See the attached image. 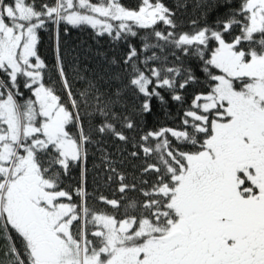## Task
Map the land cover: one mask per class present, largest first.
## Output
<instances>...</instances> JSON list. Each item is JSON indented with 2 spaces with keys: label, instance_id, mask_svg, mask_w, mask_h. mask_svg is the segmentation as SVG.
Here are the masks:
<instances>
[{
  "label": "snow or ice",
  "instance_id": "1",
  "mask_svg": "<svg viewBox=\"0 0 264 264\" xmlns=\"http://www.w3.org/2000/svg\"><path fill=\"white\" fill-rule=\"evenodd\" d=\"M189 7L200 15L181 31L177 10ZM49 24L51 67L38 52ZM61 25L147 34L118 60L67 50ZM93 55L121 71L81 67ZM154 99L166 114L179 103L180 124L133 143L153 177L137 187L93 136L129 143ZM89 145L105 163L94 180L119 182L121 199L96 197L111 212L88 204ZM129 191L143 199L122 204ZM0 264H264V0H0Z\"/></svg>",
  "mask_w": 264,
  "mask_h": 264
},
{
  "label": "trees",
  "instance_id": "2",
  "mask_svg": "<svg viewBox=\"0 0 264 264\" xmlns=\"http://www.w3.org/2000/svg\"><path fill=\"white\" fill-rule=\"evenodd\" d=\"M95 1V0H93ZM163 2L170 8H175L176 0H163ZM127 7L135 8L139 4V0H122ZM200 13L197 10H194L192 7H189L187 10L179 9L177 10V23L178 28L181 31H191L190 21L192 19H197ZM210 21L214 19L213 17L209 18ZM159 30H164L165 26L163 24L157 25ZM56 32V26L53 24H49L46 29H42L40 31L41 42L38 46V52L42 59L45 60V63L50 67L54 64V41L53 37ZM61 32V41L63 46L72 52H83L85 49L90 50L91 53H95L97 51L102 53H107L109 59L113 56L118 60L127 52L129 44L136 46L138 49L142 46V37L147 34L146 30H139V35L137 37H129L128 40H113L112 37L108 35L97 36L96 30L91 29L90 27L85 26L84 28L77 29L71 26H68V31L64 33V26L60 27ZM150 42L155 43L154 39H150ZM151 54V53H147ZM159 54V53H158ZM69 61V64L66 65V71L69 70L71 60L70 58H66ZM87 64V67L91 69L93 72L97 74H107L121 71V68L116 66H110L108 63L104 62L101 57L92 56L87 61H82L81 67L84 64ZM122 67V66H121ZM86 85L81 82L73 83V91L82 90ZM27 96L28 93L25 92ZM167 95V94H166ZM190 98V97H188ZM127 104L129 114H131L134 105L138 103V101L132 99L131 94L129 93L127 97ZM154 116L147 118L146 125H139L136 131H126L125 134L129 136L130 142L125 144L118 139L110 135H106L104 137H99L94 135L93 140L102 139V143L99 145V148H103L106 150V153L109 154L111 160L115 161V168L117 171L125 176V183L128 184H137V187H141L140 181L147 180L151 183L153 177L148 174H142V169L145 164V158L141 153L139 157H133L130 155L131 152L137 151L138 148L133 147V143L139 140V137L143 134L144 131L155 129L163 126L177 128L180 124V114L182 113V107L179 103L174 101H169L167 114L164 111L160 110L158 102L154 99ZM186 106V105H185ZM97 121H92L95 124ZM85 128L87 130L88 123L86 121ZM175 143V141H174ZM89 158L87 161L88 168V185L87 190L90 194V198L88 200V204L91 208L101 211L111 212L112 209L99 202L96 197L101 195L108 197L109 199H121V194L116 191L119 187V182L114 177L110 184H105L102 180L96 179V176L106 175L103 169L105 167V163L102 161V154L98 150V148L94 145H89ZM148 163L154 162L152 160H148ZM95 166V167H94ZM79 181V171L73 170L68 178L64 181V186L68 189L74 188ZM126 199L122 200V204L127 202V198H132L136 200H141L143 197L141 196L139 191H129L125 194ZM75 200L76 197L74 196Z\"/></svg>",
  "mask_w": 264,
  "mask_h": 264
},
{
  "label": "rangeland",
  "instance_id": "3",
  "mask_svg": "<svg viewBox=\"0 0 264 264\" xmlns=\"http://www.w3.org/2000/svg\"><path fill=\"white\" fill-rule=\"evenodd\" d=\"M93 2H95V1H93Z\"/></svg>",
  "mask_w": 264,
  "mask_h": 264
}]
</instances>
